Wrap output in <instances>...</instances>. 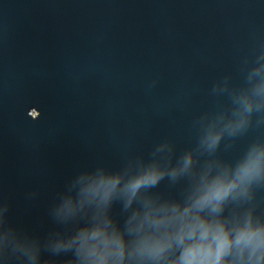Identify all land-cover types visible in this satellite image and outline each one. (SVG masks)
Listing matches in <instances>:
<instances>
[{"label": "clouds", "instance_id": "1", "mask_svg": "<svg viewBox=\"0 0 264 264\" xmlns=\"http://www.w3.org/2000/svg\"><path fill=\"white\" fill-rule=\"evenodd\" d=\"M215 139L213 138V143ZM262 156L264 154L249 158L240 165L232 179L226 174H220L203 184L193 202L183 210L179 206H173L170 210L150 209L144 220L163 231L157 237L143 238L140 250L160 257L175 245L182 251L172 264H238L239 261L244 264L248 261L260 264L264 260V226H254L248 221L229 229L218 219L201 217L199 211L206 207L218 210L230 193L259 172ZM190 162V158L187 159L185 167ZM158 178L157 172L150 171L130 181L127 187L135 193L142 184L154 183ZM118 182V178L101 180L93 191L102 198H107ZM78 239L84 264H114L113 258L122 259L121 238L115 233L109 235L104 227L85 230ZM230 254L234 259L226 261L225 258Z\"/></svg>", "mask_w": 264, "mask_h": 264}, {"label": "water", "instance_id": "2", "mask_svg": "<svg viewBox=\"0 0 264 264\" xmlns=\"http://www.w3.org/2000/svg\"><path fill=\"white\" fill-rule=\"evenodd\" d=\"M199 214L208 220L218 219L229 229L248 221L254 226H264V170L240 184L222 202L218 210L213 211L211 207H206L201 209ZM162 231L155 225H151L124 242L122 259L113 258L114 264H172V261L177 259L182 251L175 245L160 257L140 250V242L143 238L157 237ZM233 259L234 256L231 254L225 258L226 261ZM238 264H244V262L239 261ZM247 264H252V262L248 261ZM260 264H264V260H261Z\"/></svg>", "mask_w": 264, "mask_h": 264}]
</instances>
